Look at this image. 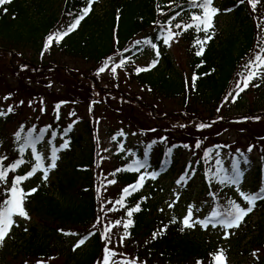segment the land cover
<instances>
[{
  "label": "trees",
  "instance_id": "16d2710c",
  "mask_svg": "<svg viewBox=\"0 0 264 264\" xmlns=\"http://www.w3.org/2000/svg\"><path fill=\"white\" fill-rule=\"evenodd\" d=\"M100 1L96 0L90 14L75 31L59 44L54 40L46 51L44 46L49 34L64 30L73 18L69 13L82 9L85 0H12L0 7V55L7 50L16 53L19 70L9 63L6 65L11 72L30 79L28 82L14 76L15 84H2L0 90L11 99L41 101L44 111L50 104V123L29 127L39 130L51 125L44 139L53 133L56 139L72 125L67 133L69 154L57 168L55 180L48 184L37 173L22 185L25 191L38 188L26 202L28 210L39 218L21 251L22 260L30 264H98L104 256L105 228L120 220L121 226L112 229V243L108 245L121 254L116 259H135L137 264H197V261L208 264L209 254L220 245L196 236L188 228L181 231L180 221L171 223L173 216L158 210V200L153 199L154 188L146 180L139 191L124 201L127 208L139 203L141 211L133 214V225L127 230L130 235L120 243L124 234L122 223L128 217L126 208H120L115 201L124 187L137 181L139 173L115 170L126 168L134 159H143L147 164L151 148L146 146L153 147V142L162 144L164 153L159 164L162 168L170 163L168 150L172 151L175 145H188L193 155L202 158L206 149L228 142L246 150L250 147L252 151L257 150L262 159V169H257L259 178L260 173L262 176L260 187L264 186V78L253 80L236 96L237 82L243 86L244 65L264 48V0H260L255 10L247 0L243 4L238 0H219L220 10L231 11L221 27H218L219 20L214 19L215 34L204 46L203 56L195 55L194 40L196 36L203 39L204 34L189 30L177 36L186 41V67L177 68L174 60L166 56L161 66L158 62L150 70L139 73L136 68L144 66L137 59L151 47L135 42L151 39L161 44L160 26L168 17L179 11L181 16L173 24L189 23L190 15L199 9L190 8L187 0H173L171 4L169 0H107L99 14L96 8ZM158 4L165 14H161ZM113 56L131 57L122 73H127L141 87V92L132 90L129 81L121 78L123 74L110 77L111 86L101 82L105 75L98 70ZM194 74L198 79L193 85ZM230 92L232 96H228ZM58 103L61 106L57 119L55 105ZM103 108H109L122 131L135 130L140 135L143 148L136 149L131 158L130 153L119 150L106 160L97 150L95 141L103 122L98 112ZM73 112L75 115L70 116ZM16 115L13 112L0 121L3 124L15 121ZM201 123L211 126L200 129ZM234 125L242 131H235ZM234 131L233 141V136L226 137V134ZM197 142L199 148L195 147ZM17 149L18 145L9 137L0 138V155L8 157L5 163L19 158ZM247 155L244 153L249 159ZM24 158L27 160L30 156L25 153ZM29 169L30 165L22 166L10 174L9 180L12 175ZM113 179L116 183L109 184ZM4 187L0 185V193ZM215 190L222 200L218 195L213 208L225 204L229 198L235 200L224 189L215 187ZM260 205L264 210V201ZM113 207L120 210L108 211ZM98 217L100 224H96ZM164 225H167L166 231L153 239V233H159ZM81 237H88L85 244L73 252L66 248L65 239ZM247 244L246 251L264 246L262 222H258V230ZM253 264H264V256Z\"/></svg>",
  "mask_w": 264,
  "mask_h": 264
},
{
  "label": "rangeland",
  "instance_id": "374dc122",
  "mask_svg": "<svg viewBox=\"0 0 264 264\" xmlns=\"http://www.w3.org/2000/svg\"><path fill=\"white\" fill-rule=\"evenodd\" d=\"M106 1L107 0H101L98 4L96 9L99 14L102 12ZM218 2L219 0H214V7L219 8ZM227 13L229 12L222 9L220 14L214 18L219 20L218 27H221V22L227 19ZM158 48L160 51V66L165 61V57L170 56L174 60L177 68L182 69L186 67V52L188 51L186 49V41L184 39L182 40L181 38L176 37L171 43V47L165 46L162 42L158 45ZM15 57L16 53H11L10 50H7L5 54L0 55V85H14V76H17L19 79L24 81H30V79L24 76V74H19L18 72L13 73L9 70L7 66L8 63L16 70H19L20 65L15 62ZM155 57V51L150 48L144 53H141L137 62L146 67L153 60H155ZM119 60L120 57L113 56V61L109 63L106 71L102 73L105 75L101 80L104 85H113V80L111 81L110 77L118 78L123 74V68L118 69L115 74H113L110 70L115 63L119 62ZM121 78L125 79L127 82L129 81L128 85L137 94L141 92V87L131 81L127 76V73L125 75L123 74ZM56 88L59 89L58 87ZM5 95V92L0 90V109L6 111L7 108L11 106L14 109L13 112L17 113V115L15 121L4 124L0 121V138L2 140L9 137L11 142L15 143L14 133L17 132L21 126L24 127L26 132L31 125H37V127H39L40 125H48L50 123L51 108L49 103L48 110L44 111L41 101H36L35 99L20 100L17 97L14 99L9 98L8 100H4V97L7 96ZM21 101L23 103H21ZM41 109H43V111H41ZM102 110V112H98V115L103 117V122L97 140L95 141L97 150L102 153L101 155H105L106 160H108L120 150V145L124 143V151L130 153L131 158V156H133L132 153L135 152L136 149L141 150L143 148L140 135L135 130L132 132L131 130H125L126 132L122 131L123 128L120 127L119 122L114 118V115L109 108H103ZM13 112L8 115L12 116ZM83 115L88 116L85 113H83ZM6 116L0 117V120H3ZM225 121L226 120L223 122ZM234 127L235 131H242L237 128V125H234ZM77 128H79V126ZM121 131L124 133L122 137L118 135ZM235 131L227 133L226 137L233 136L232 140L234 141ZM113 137H116V139H113ZM50 139L52 140V144L56 147H59V145L64 142L63 140L58 142L55 139L48 138L38 144V150L44 155L46 163L48 162L47 157L51 152V146L48 143ZM153 144L154 146L151 147L149 152V164L146 168V171L148 172H157V169L161 168L159 164L164 153L161 151L160 147L162 144ZM140 146L141 148H139ZM208 149H214V151L212 153L211 162L205 163L203 158H199L200 156L192 154L190 147L186 148L184 145H175L173 148V156L171 154V162L168 165L170 169H168L166 173L159 174L156 179H146L147 185L154 188L155 196H153V199L155 198L158 200V210L161 211V209H163V212L175 217L176 223L179 221L181 222L183 216L186 214L187 208L190 205H194L196 208H199V211H195L194 209V218L203 219L207 213L211 212L213 204V198L209 196L211 187L215 188L219 186L220 188H223L225 191L230 192L242 207H247L246 203L239 197L235 188L223 187L215 183L210 185L208 183V175H210V173H208L207 170L209 167H213V169L216 170L215 159L223 160V166L230 169L231 160L234 156L240 157L241 153L243 156L244 153H248V163H242L243 178L240 189L246 193H253L257 190L258 186L261 185L262 176L260 173L259 178L257 169L259 167L261 168L262 159L259 153L256 152L257 150H251L249 152L246 149L240 148L239 145H235L233 143L230 144L228 142L219 147L215 146ZM28 154L31 155V150L28 151ZM68 154L69 152L67 151L64 153V150L58 152L59 159L57 160L56 168L63 164L64 160L67 159ZM197 161H200V163H197ZM189 165H191V167H189ZM56 168L49 173L48 184L55 180L57 176ZM143 171L145 170L143 169L142 172ZM186 171L189 173L187 183L177 184L176 181ZM39 175L41 177L42 173H39ZM177 196H179L178 200H176ZM173 202H175V206L173 208H169L168 205ZM260 202L261 201L257 202V206L253 212L245 217L244 222L239 228L229 230L231 234L227 239L224 238V232L220 228H212L210 226L207 230H205L197 225L194 228L188 229L193 234L203 238L204 240L218 243L221 248L224 249L225 255L227 256V264H253L256 262L258 257L262 255L264 256V246L256 247L252 251H246L249 249V247H247V243L250 241L252 234L256 233L258 230V222H262L264 226V210L262 209ZM25 208L30 216V219L22 220L18 217L15 218L19 223V227L14 226L12 228L9 237L6 238L3 246L0 247V264H30L29 262H24L22 260L21 251L26 246L31 227L39 223V218L31 210H28L27 202L25 203ZM25 229H27V231H25ZM78 241L79 240H77V238L74 240L65 239L64 244L67 249H70L73 252L75 251V248L77 249L75 245ZM254 252L256 253L255 256L253 255ZM114 259L120 261L115 257Z\"/></svg>",
  "mask_w": 264,
  "mask_h": 264
},
{
  "label": "snow or ice",
  "instance_id": "6c2138e0",
  "mask_svg": "<svg viewBox=\"0 0 264 264\" xmlns=\"http://www.w3.org/2000/svg\"><path fill=\"white\" fill-rule=\"evenodd\" d=\"M12 0H0V7H3L6 4H10ZM190 8L199 9L198 12H195L190 15L189 23H181L176 22L173 24V21L177 20V17L181 16V12L176 11L174 15L168 17L163 25H161V39L163 40V44L165 46L171 47V43L175 40V38L179 35H182L184 32L189 30L194 31L195 33H203V39L200 36H196L194 40V47L197 48L195 55L203 56L205 51V45L213 38L214 36V18L220 14L221 10L219 8L214 7V0H187ZM240 4L245 3V0H238ZM250 4L251 8L255 10L257 5L260 3V0H247ZM96 3V0H85V6L80 9L75 14L69 13V16H72L71 22L68 26L62 30L57 31L55 33L49 34L45 41V51L53 45V41L59 44L66 36L75 31L77 27L81 24V22L90 14L92 11L93 4ZM169 3H173V0H169ZM158 9H160L161 14H165L163 8L158 4ZM5 12L7 8L3 9ZM171 10V8L169 9ZM225 11H231V9H227ZM118 18V17H117ZM260 25L258 24L257 27ZM179 29L180 31H174L173 29ZM136 45H145L151 47L155 51L156 60H153L147 67L136 68V72L148 71L151 68L155 67L159 62L160 51L158 45L153 43L151 39H144L142 41H136ZM124 51H129V49H125ZM119 54V53H118ZM131 59V57L121 58L118 63H115L114 66L111 67V72L115 74L118 69H122L125 67L126 63ZM113 61V57H109L105 62L103 67H100L98 72L103 73L108 68L110 62ZM200 67V65H197ZM264 48H261L260 51L244 65V71L241 73L243 76V86H241V82H237L236 88L239 90L236 92V96L252 84L253 80L258 78H264ZM198 79V76L195 74L192 77V83L195 84V81ZM254 87H259V84H254ZM228 96H232V93H228ZM10 96L4 97V100H8ZM227 99V97H226ZM21 103H23L21 101ZM64 103V102H61ZM61 103L55 105V110L57 112V119L59 118V109ZM13 107H8L7 110L0 109V117L6 116L13 112ZM219 110V109H218ZM43 111V109H41ZM70 116H74L75 113H70ZM211 125L201 123L198 125V128L203 129L205 127H210ZM51 129V125L46 126L43 129L37 130L35 126H32L25 132L23 126L14 133L15 143L18 145V154L19 158L14 161L5 163L8 161V157L6 155H0V185H5L3 192L0 193V196L3 198L0 199V247L3 246L6 238L9 237L12 228L19 227L18 221L15 219L16 217L22 220L30 219V216L25 208V203L28 197L33 195L38 191V188H31L27 191L23 188V183L28 181L33 176H36L37 173H42L41 180L46 182L49 177V173L57 167V160L59 159L58 152L63 149H67L69 147V142L65 140L59 147H56L52 144V140L48 141L51 146L50 155L47 157V163L45 162L44 155L38 150V144H40L45 135ZM72 129V125L70 124L67 129L64 130V135H67ZM23 133V135H22ZM119 136H123L124 133L121 131ZM52 139H55V134L53 133ZM116 139V137H113ZM155 143V142H153ZM147 148H151V145H147ZM184 147H188V145H184ZM196 148L200 147V143L197 142L195 145ZM219 147V146H218ZM31 150V155L29 159L24 158V154L26 151ZM121 152L124 151V145H120ZM251 147L248 149L250 152ZM169 153L171 149L168 150ZM214 149H206L204 153L203 160L205 163H210L212 160V153ZM239 151V150H238ZM132 155H135L132 153ZM218 155V153H217ZM200 163V161H197ZM247 164V158L243 156L241 153L240 157H233L231 160L230 169L224 167L223 160L215 159V167H209L207 172L210 173L208 175V183L211 185L213 183L218 184L223 187L235 188L239 197L246 203L247 207H242L240 203H237L236 200L228 199L225 204H218L209 215L204 217L203 219L194 218V209L195 211H199V208H196L194 205H190L187 208L186 214L183 216L181 220V231L185 228H194L197 225L207 230L210 226L212 228H220L224 232V238L227 239L231 234L229 230L239 228L240 225L244 222L246 216L253 212L255 207L257 206L258 201H264V186L260 187L257 191L253 193H246L240 189V185L242 183L243 178V170L241 168V164ZM30 165V169L25 171L23 174H16L11 176V180H9L10 174L16 173L22 166ZM191 167V165H189ZM147 164L143 159H134L127 165L124 169H116V172L120 171H128L139 173L137 181L131 185H128L122 189L120 198L115 201L116 205H119L120 208H126V216L128 217L122 223V227L124 229V234L120 237V243L130 235L127 231L132 225L133 220L131 219L133 214L141 211L140 204L137 203L134 207L127 208L124 201L127 197L132 196L134 193L139 191L146 179H156L159 175L158 172H148L146 171ZM144 169L145 171H141ZM115 175V172L112 173ZM189 178V173L186 171L182 174L179 179L176 181L177 184L187 183ZM109 184H115L116 181L109 180ZM218 193L209 192V196L213 198L215 201L218 197ZM142 199H147L144 197ZM179 199V196L176 197V200ZM112 203V201H109ZM175 206V202L168 205L169 208H173ZM118 208H109L108 211H119ZM103 211V208L101 209ZM163 211V209H161ZM101 223V218H97L96 224ZM171 223H176V218L173 217ZM116 226H121V221L116 220L114 224L105 228L103 233V239L106 241L104 256L101 262L98 264H137L135 259L132 260H121L117 261L114 257L121 255L117 253L114 249L109 248L108 245L112 243L111 233L112 229ZM95 227V225H93ZM167 225H164L159 233H153V239L157 238L159 234H162L166 231ZM27 231V229H25ZM71 235H76L75 233H70ZM88 237H84L79 239L78 243L75 247H80L85 244ZM255 256L256 253L254 252ZM210 259L208 264H227V256L225 255L224 249L218 248L214 253L209 254ZM197 264H202V261H197Z\"/></svg>",
  "mask_w": 264,
  "mask_h": 264
}]
</instances>
